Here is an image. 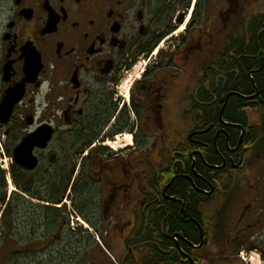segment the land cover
Returning <instances> with one entry per match:
<instances>
[{
    "label": "flooded vegetation",
    "instance_id": "1",
    "mask_svg": "<svg viewBox=\"0 0 264 264\" xmlns=\"http://www.w3.org/2000/svg\"><path fill=\"white\" fill-rule=\"evenodd\" d=\"M263 37L264 0H0V161L65 216L11 215L14 237L54 242L38 264H96V241L112 264L264 257ZM258 57L226 119L225 65Z\"/></svg>",
    "mask_w": 264,
    "mask_h": 264
},
{
    "label": "trees",
    "instance_id": "2",
    "mask_svg": "<svg viewBox=\"0 0 264 264\" xmlns=\"http://www.w3.org/2000/svg\"><path fill=\"white\" fill-rule=\"evenodd\" d=\"M262 48L264 49V37L262 38ZM252 49L254 48L252 47ZM241 56L243 57V53H241ZM254 56H256V54ZM259 63V57L253 60L242 59L236 66H234L238 74L234 72V68L231 64L225 65V73H227L225 78L228 79V74L231 73L232 77H236L238 79L236 82L230 81V85L225 83V92L232 91L231 93L234 96H239L234 97L231 101H229L228 107L224 111V117L226 119L230 118L232 120H237L240 118V107L249 105L248 102L244 100L246 98L242 99L246 95H251L253 91L251 87V80L247 77V73L251 70H257L259 68ZM253 77L255 78L257 89L259 90L261 96L264 97V71ZM262 116L264 117V112H262ZM15 178L19 194H11L6 202V177L5 173L0 170V205L3 208L0 217V226L6 220L9 221L7 222L8 230L3 234L1 241L0 264H26L28 260L36 262V260L34 261L32 259L34 256H43L42 252L49 250V248L51 250H55V248L53 249L54 242H43L41 240L25 241L22 240L20 236L14 237L13 224L11 221V215L14 211H16V215L20 212L18 215L20 218L24 217L25 211L30 212V216L32 218H46L49 220L48 227H55V222L65 217L61 210L43 206L41 203L43 202V198L39 192L29 193L26 189H24V174H19V172H17V174H15ZM27 196L29 199L26 198ZM33 202L36 203L34 204ZM50 204H56L55 200ZM180 226L181 225L177 221L174 223V227L178 228ZM37 227L38 226L36 224H33L32 231L30 233L40 234V231H36ZM22 228L23 227L21 226L20 230H22ZM96 248H99L98 250H100L98 243H96Z\"/></svg>",
    "mask_w": 264,
    "mask_h": 264
},
{
    "label": "water",
    "instance_id": "3",
    "mask_svg": "<svg viewBox=\"0 0 264 264\" xmlns=\"http://www.w3.org/2000/svg\"><path fill=\"white\" fill-rule=\"evenodd\" d=\"M48 143L41 136L36 141L24 139L14 150V162L25 170H33L37 166V160L33 156L34 148L45 149Z\"/></svg>",
    "mask_w": 264,
    "mask_h": 264
},
{
    "label": "rangeland",
    "instance_id": "4",
    "mask_svg": "<svg viewBox=\"0 0 264 264\" xmlns=\"http://www.w3.org/2000/svg\"><path fill=\"white\" fill-rule=\"evenodd\" d=\"M1 151V150H0ZM3 151H4V155L5 156H3L2 155V160H3V163H2V161H0V165H1V167H2V169L0 168V170H1V172L3 171L5 174H7V172H6V170H4V169H6V164H8L9 165V158L7 157V154H6V151H5V149H3ZM5 163V164H4ZM6 187H7V189H6V191H5V193H6V202H7V200H8V198L10 197V195L11 194H14L15 192H13V191H10L11 189H10V187L8 186V184L6 183ZM13 188V187H12ZM11 193V194H10ZM34 204L36 203V202H33ZM2 210H3V208H2V206L0 205V217H1V212H2ZM7 222H9L8 220H6L1 226H0V247H1V241H2V238H3V234L5 233V232H7V230H8V226H7ZM97 243V242H96ZM54 248H56L55 247V245L53 246V249ZM98 249L99 248H96V250H97V254H96V264H112L110 261H109V259L107 258V257H104V255L102 254V252H103V250H101L102 252L100 253L99 251H98ZM40 258H41V256L40 255H37V256H34L32 259L35 261L36 260V262H31V264L33 263V264H37V261L38 260H40ZM119 263V262H118ZM244 264V263H243ZM261 264H264V261H262V263Z\"/></svg>",
    "mask_w": 264,
    "mask_h": 264
},
{
    "label": "built area",
    "instance_id": "5",
    "mask_svg": "<svg viewBox=\"0 0 264 264\" xmlns=\"http://www.w3.org/2000/svg\"><path fill=\"white\" fill-rule=\"evenodd\" d=\"M249 261L253 264V262H255V263H259V261H258V257H256V256H250L249 257Z\"/></svg>",
    "mask_w": 264,
    "mask_h": 264
}]
</instances>
